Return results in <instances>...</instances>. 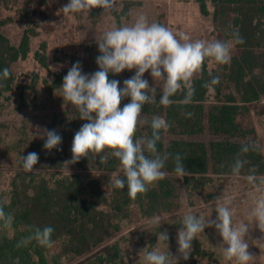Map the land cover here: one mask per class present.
Listing matches in <instances>:
<instances>
[{"label": "rangeland", "instance_id": "obj_1", "mask_svg": "<svg viewBox=\"0 0 264 264\" xmlns=\"http://www.w3.org/2000/svg\"><path fill=\"white\" fill-rule=\"evenodd\" d=\"M136 0H115L114 7L104 12L102 8H94L89 13L81 12L64 15L60 10L68 4L70 0H0V18L7 20L1 26V33L8 38L10 44L19 47L23 33L27 27L34 29L35 36L31 38L30 50L28 54L10 66L14 75L13 87L15 91L11 93L10 100L0 101V124L15 125L20 131L44 136V129L52 127V117L64 112H70V116L75 115L74 125L71 127H53L67 140L74 138L75 133L87 121L79 119V113L67 101L64 102L59 89L63 83V78L71 68L72 64L79 61L83 73L91 74L98 70L96 58L100 55L96 40L113 26H118L123 22H130L132 16L123 15L125 4ZM140 5L129 7V13H143L149 21H155L168 27L174 33H184L192 39L204 40H230V33L236 28L233 20L236 13L233 11L236 5H226L224 13L220 14L219 21L214 22L212 14L215 4L211 0L206 1L209 15L201 13L200 5L195 0H139ZM264 2V0H262ZM123 18V20H122ZM259 24V28L257 27ZM257 27L255 32H259L262 41L259 46L249 48L244 55V49L239 48L237 43H233L231 51V61L227 65L217 64L211 58L204 63L208 70L219 77L218 90H210L206 96L203 106L205 114L210 108L220 102H227L230 98L235 99L237 106L236 122L240 128L239 134L247 135L256 145L259 146L260 153L264 160V96L259 99L247 101L253 89L260 91L264 89V12L256 13L252 23V29ZM45 57L48 67H43L37 60L36 54ZM203 69V68H202ZM135 74V69L124 70L119 74L109 73V80L123 82ZM198 75L195 78H199ZM150 87H154L156 92H161L162 81H154L150 71L144 74ZM23 91L27 105L22 104L19 99V92ZM157 94V93H156ZM196 114H199L196 110ZM69 116V117H70ZM146 121V117L141 115ZM72 124V122L70 123ZM146 123L141 125L144 130ZM24 130H23V128ZM6 136L5 143L12 140L15 132L11 128L3 129L0 133ZM26 142H22L23 153L6 154L3 143L0 144V195L10 189L11 182L19 173L25 172L19 162L20 157L27 156L25 150ZM195 142L205 143L207 146L219 137L214 134L211 128L206 125L202 134L187 137ZM240 140L239 138H231ZM39 156V155H38ZM72 155L68 157L70 161ZM38 165L34 168L42 174H86L98 178L103 184L104 192L109 195V184L113 178L120 174L117 172H106L99 170L92 164H87L85 169L77 166V163L67 164L63 169L50 167V160L47 153L39 156ZM33 173V172H32ZM167 180L174 188L172 209L159 211L151 217H143L136 210L132 211L130 219L122 221L121 230L114 232L108 240L95 248L91 253L81 257L77 262L98 255L114 254L112 247L117 246L119 250V260L121 264H144L143 254L140 252L148 247H159L161 251H169L173 258L178 257L177 252V231L181 226L180 221L183 214L189 209L196 215H211L215 219L216 213L206 206L210 201L206 199V192L218 193L219 196H232L234 207V223L247 222V211L252 206L251 185L243 178L246 171L242 170L240 177H233L231 173L225 175H211V181L205 191H196L190 198L184 183L183 177L175 173L167 172ZM259 176V175H258ZM264 176V175H261ZM213 201V200H212ZM154 217L160 219V228L154 225ZM167 231L169 234L168 248L165 244L158 243L157 233ZM249 244L248 251L254 256L250 264H264V232L255 225H250L249 232L245 237ZM199 242L201 252H196L194 242ZM222 238L214 227L206 228L203 234H199L192 242V252L188 260L180 258L178 264H235V261H228L224 258L219 247ZM57 250V249H56ZM171 264L176 261L170 257Z\"/></svg>", "mask_w": 264, "mask_h": 264}, {"label": "clouds", "instance_id": "obj_2", "mask_svg": "<svg viewBox=\"0 0 264 264\" xmlns=\"http://www.w3.org/2000/svg\"><path fill=\"white\" fill-rule=\"evenodd\" d=\"M114 5L115 0H70L60 11L69 15L89 13L94 8H102L105 13ZM128 15L132 16L130 22L111 27L96 40L100 52L96 58L98 70L91 74L83 73L81 63L77 61L64 76L59 89L64 102L73 106L79 113V119L87 121L75 133L71 146L72 159L65 164H74L81 158L88 159L90 154L98 158L100 163H106L109 157L116 158L122 177L115 176L113 186L116 189L127 188L129 197L134 200L138 194L146 193L151 186L167 176L164 169L170 158L174 163V173L179 177L187 175L179 153L173 156L171 153L162 154L157 149L161 133L167 132L171 127L166 118L154 115L150 121L151 135L136 138L138 128L148 123L141 118L144 106L158 103L167 108L174 102L183 106L190 105L196 91L194 78L202 75L204 62L211 58L217 64H229L233 43L242 44L244 40L235 29L230 33V40L192 39L184 33H174L163 24L150 22L143 13L130 12ZM126 69H135V74L123 82L122 88L119 86L120 81L109 80V73L119 74ZM148 71L154 81H162L158 101L156 89L143 79ZM10 75V70L4 68L0 71V80H6ZM218 83L219 77L212 76L203 87ZM179 92L184 93L183 99L173 101L171 97ZM125 98L129 102L121 108V102ZM183 114L186 118L194 115L192 112ZM43 132V137H46L44 149L61 151L62 136L55 129H44ZM259 150L255 143L242 144L230 166L232 176L240 177L242 170L250 163L244 158L245 154ZM38 160L36 152L20 157L22 168L28 173L36 171L34 166ZM243 178L253 189L247 222L234 223L233 197L218 196L206 205L211 212L214 206L215 219L211 215L193 214L191 209L183 214L177 231L178 257L173 258L169 251H161L159 247H153L150 251L146 247L140 252L143 254L144 264H171L170 257L176 264L180 258L188 260L193 240L210 227H214L222 238L219 247L226 260H234L235 264H250L254 256L248 251L249 244L245 237L253 224L264 232V176H258L255 166H252L247 169ZM14 219L0 205V228L11 229ZM152 223L160 228L158 217H154ZM29 227L30 235L22 238L17 247L33 240L42 247L53 246L54 229L51 226ZM157 241L168 248V232L159 231Z\"/></svg>", "mask_w": 264, "mask_h": 264}, {"label": "trees", "instance_id": "obj_3", "mask_svg": "<svg viewBox=\"0 0 264 264\" xmlns=\"http://www.w3.org/2000/svg\"><path fill=\"white\" fill-rule=\"evenodd\" d=\"M200 5L201 13L209 15L206 6L207 0H195ZM215 4L212 14L214 22L219 21L221 13H224L226 5H236L233 11L236 17L233 20L234 28L238 29L244 42L237 44L244 49V55L249 48L259 46L262 39L259 32H255L257 27L252 29L256 13L264 12V2L262 0H211ZM140 5V1L127 2L123 15L128 17L129 7ZM7 23V20L0 18V28ZM35 36L34 29L27 27L23 33L19 47L10 44L0 31V71L4 68L10 70L13 62L24 58L30 50L31 38ZM36 60L45 68L48 67L45 57L36 54ZM10 77L0 80V101L10 100L11 93L15 91L13 87L14 75L10 70ZM215 76L208 70L204 63L202 75L194 78L196 89L193 102L190 105H180L173 103L165 108L157 104H146L142 114L146 117L144 130L139 127L136 138L151 135L150 121L154 115L166 118L171 124L167 132L161 133V140L157 143L160 153H171L173 156L179 153L187 169V175L183 176L185 189L191 198L196 191H205L207 185L213 181L211 175H225L231 173V164L237 153L240 152L242 144L255 143L247 135L239 134L240 128L236 122L237 106L234 98L227 102H220L210 108L203 117L204 100L210 90L219 91L217 85L203 87V84ZM258 91L253 89L247 101H253L264 96V89ZM157 101L161 92H156ZM184 93L179 92L171 97L173 101L183 99ZM19 99L22 104H26L23 91L19 92ZM129 99L122 100L120 107L128 103ZM198 110L199 114H196ZM192 112L191 118H186L183 113ZM64 112L52 117V127L73 126L76 121L73 113ZM72 122V124H70ZM208 125L219 138L213 140L207 146L202 142H195L188 139V136L202 134ZM11 128L15 132L12 140L5 143L6 136L0 134V144L3 143L6 154L23 153L22 142L27 136V154L36 152L39 156L47 153L50 160V167L63 169L67 166L65 162L71 152L73 137L67 140L62 138L61 151L52 149L45 150L43 145L46 137H38L37 134L20 131L15 125L0 124V133L3 129ZM23 128V127H22ZM24 130V128H23ZM60 134V133H59ZM62 136V134H60ZM239 138L240 140H232ZM256 144V143H255ZM244 158L250 161L245 170L255 166L257 175H264V160L259 151H252L245 154ZM20 162V159H19ZM39 163V162H38ZM37 163V165H38ZM77 166L85 169L87 164L96 166L99 170L106 172H122L119 161L114 157H109L106 163H100L98 158L92 154L87 158H81ZM21 164V162H20ZM223 164V167L221 165ZM35 165V166H37ZM34 166V167H35ZM174 163L170 158L165 165V171L174 173ZM212 172L210 175L209 173ZM110 194L103 190L100 179L86 174H42L39 172L19 173L13 179L10 189L0 195V205L4 207L6 213L14 216V223L11 229L0 228V264H121L119 260V250L117 246L112 247L114 254L102 252L92 256L85 261L77 262L81 257L91 253L95 248L105 243L114 232L121 230L122 221L130 219L132 211L136 210L143 217H151L159 211L172 209L174 188L170 186L167 178H164L154 186H151L146 193L138 194L136 199H131L127 188L116 189L113 182L108 186ZM208 201L214 200L219 194L206 192ZM43 228L51 226L54 229L52 234L53 246L46 248L40 246L35 240L27 245L17 247V243L24 237L30 235V227ZM196 252H201L199 242L195 241ZM57 249V250H56Z\"/></svg>", "mask_w": 264, "mask_h": 264}]
</instances>
